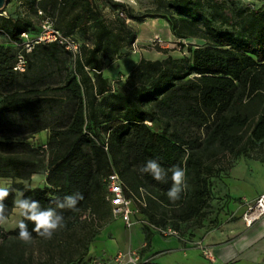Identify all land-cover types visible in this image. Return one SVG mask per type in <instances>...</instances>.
I'll return each instance as SVG.
<instances>
[{"label": "trees", "instance_id": "1", "mask_svg": "<svg viewBox=\"0 0 264 264\" xmlns=\"http://www.w3.org/2000/svg\"><path fill=\"white\" fill-rule=\"evenodd\" d=\"M104 1L116 10L112 22L102 17L96 0H26L28 13L0 16V28L13 40L24 29L37 30L29 16H38L37 9L56 28L85 39L74 57L55 42L34 48L49 59L56 58L58 50L67 54L64 81L51 89L52 95L19 87L17 76L27 72L34 50L27 70L17 73L12 70V45L0 42V87L5 90L0 92V130L5 125L23 132L49 129L46 159L32 154L37 149L21 138H0V176L29 180L42 169L45 180L43 186H7L6 215L13 209L15 189L38 200L42 208H56L58 200L79 193L74 209L56 208L65 227L53 235L60 237L57 248H47V256L58 253L68 262L87 253L90 236L111 209L101 179L110 170L119 173L127 195L142 199L136 206L150 223L172 221L173 226L178 219L204 215L214 179L231 160L240 155L264 159V5L155 0L171 28L179 22L199 25L204 42L186 43L188 53L182 57H140L125 86L116 89L102 70L106 59L128 54L122 47L130 48L136 33L125 19L141 20L142 15L120 0ZM59 103L60 114L50 123L45 111ZM149 159L164 168L166 182L140 171ZM173 165L185 169L187 184L175 202L167 196L172 186L167 170ZM25 222L31 232L34 224ZM17 225L10 230L0 227V239L18 235ZM32 237L41 238L35 232ZM142 264L159 263L146 259Z\"/></svg>", "mask_w": 264, "mask_h": 264}, {"label": "rangeland", "instance_id": "2", "mask_svg": "<svg viewBox=\"0 0 264 264\" xmlns=\"http://www.w3.org/2000/svg\"><path fill=\"white\" fill-rule=\"evenodd\" d=\"M229 1L239 2L253 8H259L264 5V0ZM123 3L132 11V13L142 15V19L139 20L128 17V20H125L136 33V45L132 47L131 50H128V54L123 55L120 58H115L109 62L108 67L104 70V75L108 78L112 87L116 89L118 87L125 86L127 74L140 57L149 59H161L167 55L182 57L188 53L185 46L186 43L195 45L204 42L203 31L199 25L188 26L179 22L175 30L171 28L166 18L161 15L163 9L157 8V2L155 0H123ZM180 32L184 33L186 36H179L178 33ZM154 35H158L159 39L154 40ZM9 48L12 53L15 52V47L12 46ZM67 64L68 57L65 51L58 50L56 58L49 59L45 57L40 48H36L31 55V65L27 72L23 75L17 76V80L21 84L19 87H21V89H30L34 92L40 91L45 92V94L52 95L53 91H51V89L61 85L64 81ZM1 91L5 90L0 87V92ZM62 105V103H59L53 108L48 107L45 111V119L50 123L54 122L60 114L61 107H63ZM11 116V114L8 115V117ZM48 131V128H43L34 132H23L22 129L16 126L5 125L0 130V138H21L28 143L29 147L37 149V152H32V154H37L39 157H44V159H46V141ZM245 158L247 157L240 155L239 157L231 160L229 165L225 169L221 170L220 175L214 179V193L211 194L226 199L227 205L230 209L232 207L230 206V202L233 205L234 201L232 199L235 198V195L232 193H249L252 189L239 185L234 187L230 184V176H226L224 173L237 164L238 165L235 168L238 167L237 169L239 170L242 168L244 169ZM262 161H264V159ZM222 176L223 179H221ZM17 182H21L22 184L28 186H43L45 184L44 173L41 169L39 172L33 173L29 180L17 177L12 178L0 176V187H7L12 183ZM15 191L18 190L15 189ZM215 199L216 198H213V201ZM211 213H213V210H209L206 218L212 219L213 215H211ZM80 217L82 218L83 215ZM141 218L143 217L141 216ZM21 219L22 217H20L13 208L11 213L8 215L7 222L0 227L3 230L14 229ZM208 221L209 220H207V222ZM213 221L214 219L211 220V222ZM59 239L60 237L52 239L33 237L31 243L25 244L19 239L18 235L8 234L5 240L0 239V246L2 248L0 250V264H142V262L146 259L145 256L139 255L135 261L132 260L130 258L132 250L121 251L119 256H117V253L109 256L105 251L99 250L98 248L95 249L92 246L93 244L90 242L87 253L79 261H65L63 257L60 258L58 253H55L53 258L47 256V248H52V250H54L53 248H57V242ZM20 253H22V256ZM134 253L138 254V251H134ZM168 255L169 254H162V256L159 257L161 259L163 257H167ZM20 256L22 257V263H19ZM4 257L8 258L5 259Z\"/></svg>", "mask_w": 264, "mask_h": 264}, {"label": "crops", "instance_id": "3", "mask_svg": "<svg viewBox=\"0 0 264 264\" xmlns=\"http://www.w3.org/2000/svg\"><path fill=\"white\" fill-rule=\"evenodd\" d=\"M25 2L26 0H8L7 7L10 15L28 13L29 10ZM96 2L101 8V15L106 22L114 21L116 10L112 9L104 0H96ZM29 16L33 18V24L37 26L38 16ZM125 20L127 21L128 18ZM77 34L78 38L84 42V36L78 32ZM136 42L137 37L130 48L122 47V50H131ZM112 60L106 59L107 64L102 70L103 74L108 63ZM244 160V169L235 168L237 164L224 174L230 176V184L234 187L239 185L252 190L249 193H232L235 195V198L232 199L234 203L232 205L230 202L232 207L228 211L222 210L220 199L214 202V206L209 203L210 210L215 207L211 213L215 217L213 222H207L208 208L200 219L196 217L178 219L173 222V226L172 221L158 223L159 227H171L178 232L168 235L154 229V224L150 223L142 212L134 213V222L130 226H126L120 217L112 215L110 209L107 217L103 218L101 227L97 228L96 232L90 236L89 242L95 249L103 250L109 256L121 251L132 250L133 252L138 251V256H145L146 259L159 264H264V215L249 226L245 225L239 217L244 201L253 199L259 193L264 192V161L251 157ZM107 203L110 206L108 201ZM224 205L227 206L226 200H224ZM159 208L163 209L162 206ZM231 211L236 213L232 217L229 216ZM147 236H149V240H147ZM195 238H201L211 248L212 259L205 257L199 248L190 243ZM162 254L169 255L160 259L159 256Z\"/></svg>", "mask_w": 264, "mask_h": 264}, {"label": "built area", "instance_id": "4", "mask_svg": "<svg viewBox=\"0 0 264 264\" xmlns=\"http://www.w3.org/2000/svg\"><path fill=\"white\" fill-rule=\"evenodd\" d=\"M8 2V1H7ZM23 14V13H21ZM38 25L36 31L22 30L18 40L11 39L7 33L0 28V42L12 45L15 47L14 58L12 62V70L17 73H23L27 70L30 54L40 43L55 42L62 45L66 50L70 51L74 57L79 50L80 39L72 34L64 33L60 29L53 25L52 19L46 16L41 9H37ZM122 14V12H120ZM10 15L7 3L0 8V16L8 17ZM154 40L159 39L158 35L153 36ZM102 181L105 185V199L109 202L111 207V213L115 217H120L126 226H130L134 222L133 214L138 212V208L135 204L136 200L142 202L141 198H136L135 195H127L124 189V182L119 173L112 169L106 174L102 175ZM213 198H216L213 201ZM220 199V207L222 210H231L229 206L224 205L223 197L211 194L209 203L214 204ZM227 204V201H226ZM214 206V205H213ZM212 207V206H211ZM209 207H207L208 210ZM215 207L211 210L214 211ZM210 210V208H209ZM88 211L83 213V216L87 215ZM235 211H231L230 217L234 216ZM213 215V214H211ZM264 215V192L259 193L253 199L245 200L243 210L240 212L239 217L244 221L245 225L249 226L253 222L257 221ZM208 216V215H207ZM212 219H215L214 215ZM208 218L209 221L212 220ZM216 221V220H215ZM153 228L161 232L162 234H177L178 232L171 227L162 228L153 225ZM190 243L200 249L201 253L210 259L213 258L211 248L205 244L201 238H195ZM121 254L117 253V256ZM132 254V255H131ZM130 254L132 260L138 258V254L133 251Z\"/></svg>", "mask_w": 264, "mask_h": 264}, {"label": "clouds", "instance_id": "5", "mask_svg": "<svg viewBox=\"0 0 264 264\" xmlns=\"http://www.w3.org/2000/svg\"><path fill=\"white\" fill-rule=\"evenodd\" d=\"M140 171L151 175L158 182H166L167 173L155 159H149L141 167ZM167 171L171 172L172 181V186L168 189L167 196L169 200L175 202L180 199L181 192L187 188L185 181L186 171L179 165H173ZM9 195L10 191L7 187H0V226H3L8 220L3 201ZM79 196V193L65 196L63 200L57 201L56 208L74 209ZM13 208L23 218L19 221L17 227L19 229V239L25 244L31 243L33 238L32 232H35L38 236L45 239H52L56 231L65 227L62 213L57 212L56 208H42L38 200L25 196L24 191H15ZM25 221H30L34 224L31 232Z\"/></svg>", "mask_w": 264, "mask_h": 264}, {"label": "water", "instance_id": "6", "mask_svg": "<svg viewBox=\"0 0 264 264\" xmlns=\"http://www.w3.org/2000/svg\"><path fill=\"white\" fill-rule=\"evenodd\" d=\"M8 0H0V8L3 7Z\"/></svg>", "mask_w": 264, "mask_h": 264}]
</instances>
